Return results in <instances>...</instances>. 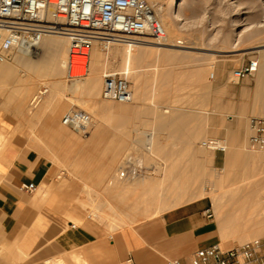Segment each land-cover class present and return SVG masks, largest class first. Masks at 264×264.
<instances>
[{
	"label": "rangeland",
	"instance_id": "obj_1",
	"mask_svg": "<svg viewBox=\"0 0 264 264\" xmlns=\"http://www.w3.org/2000/svg\"><path fill=\"white\" fill-rule=\"evenodd\" d=\"M150 1L163 6L169 2ZM177 9L182 20L166 29L167 42L181 41L182 47L192 49L168 53L135 46L129 69L127 43H115L107 50L95 44L82 77L70 78L65 70L43 77L32 90H25L23 78L33 74L36 62L19 59L16 51L6 64L11 73L0 74V126L10 138L8 144L35 150L51 163L52 181L60 184L62 197L78 214L70 217L75 225L112 233L177 205L207 198L221 217L240 229L264 226V153L249 149L246 137L239 153L220 165L214 160L216 151L202 146V141L216 137L200 134L215 117L211 103L221 79L224 96L228 87L245 92L241 99L251 107L246 121L264 116V83L257 81L258 73L264 71V0H181ZM0 32L1 42L5 32ZM46 37L65 41L59 48L69 61L68 38L63 34ZM136 39L157 45L147 37ZM42 55L43 59L48 56ZM250 60L258 61L259 70L234 82L233 70ZM94 70L99 74V90L67 89L72 81L84 83ZM107 74L130 82L131 102L102 98ZM43 85L48 93L31 106ZM158 103L163 108L155 109ZM73 109L90 113L93 125L86 134L62 124L63 116ZM227 114L232 113L224 110L222 117ZM62 127L64 135L58 137ZM128 157L140 172L135 178L119 179L117 173ZM261 237L224 238L220 244L231 247Z\"/></svg>",
	"mask_w": 264,
	"mask_h": 264
},
{
	"label": "crops",
	"instance_id": "obj_2",
	"mask_svg": "<svg viewBox=\"0 0 264 264\" xmlns=\"http://www.w3.org/2000/svg\"><path fill=\"white\" fill-rule=\"evenodd\" d=\"M216 84L211 103L215 117L200 134L224 142L226 149L214 153L215 162L224 165L249 138L253 116L246 121L251 107L241 99L245 92L228 87L224 96V80ZM155 107L163 108L159 103ZM224 110L232 113L225 119ZM8 143L0 152V264H45L48 260H52L49 264H124L129 257L136 264H166L168 259L188 262L197 249L224 238L264 237V226L240 229L221 217L210 198L195 199L112 233L91 225L73 227L68 218L78 214L62 197L60 184L52 181L51 163L35 150ZM31 183L35 191L20 189ZM209 208L212 216H208Z\"/></svg>",
	"mask_w": 264,
	"mask_h": 264
},
{
	"label": "built area",
	"instance_id": "obj_3",
	"mask_svg": "<svg viewBox=\"0 0 264 264\" xmlns=\"http://www.w3.org/2000/svg\"><path fill=\"white\" fill-rule=\"evenodd\" d=\"M0 29L5 31L0 42V62L9 61L20 48L37 45L47 34L67 36L70 41V78L83 76L88 66L89 52L95 44L107 50L115 43L131 44L138 40L136 38L145 37L159 45L167 43L165 27L155 14L150 0H0ZM176 45L182 46V42L178 41ZM257 70L258 61L250 60L233 70V80L238 82L253 76ZM214 77L212 73L211 78ZM47 93L48 87L43 85L30 105L35 107ZM101 96L118 103H129L133 99V90L126 78L107 74ZM62 123L83 134L93 125L90 113L82 109L67 112ZM249 129V149L264 153V117H251ZM217 141L208 139L203 145L214 147L215 151H224L223 147L217 146ZM139 172L140 168L134 166L132 158L128 157L117 178H135ZM20 189L31 193L36 186L32 183L22 184ZM207 212L208 216H212L210 208ZM72 226L75 227V224ZM124 264L136 262L129 257ZM166 264H264V237L231 247L216 243L197 249L188 262L168 259Z\"/></svg>",
	"mask_w": 264,
	"mask_h": 264
},
{
	"label": "bare ground",
	"instance_id": "obj_4",
	"mask_svg": "<svg viewBox=\"0 0 264 264\" xmlns=\"http://www.w3.org/2000/svg\"><path fill=\"white\" fill-rule=\"evenodd\" d=\"M168 1V0H167ZM181 0H169V2L167 3L166 6H163V5H160V4H154V1H150L151 3H153V8H154V11H155V14L157 15V17L162 21L164 27H165V30L166 29H169L173 23L175 21H180L182 20V14L180 13V11H178V5H179V2ZM163 4V3H162ZM173 10V11H172ZM173 27V26H172ZM1 31H4L2 29H0ZM5 32V31H4ZM167 32V30H166ZM1 33V32H0ZM50 34H47L45 36H48ZM45 36L43 37V39L35 46H31V47H24V48H20L17 50V55L19 57V59H25V58H32L35 60V70L33 72L32 75H28L26 79L23 78V80L25 81V90H32V88H34V85L36 84L37 81H40L43 77H48V76H57L58 74L60 73H63L65 70H68V67H69V61L66 60V54L62 53V51L60 50L59 46H60V43H64L65 41H62L58 38H55V37H46ZM53 36V35H52ZM168 32H167V38H168ZM67 37V36H66ZM68 38V37H67ZM2 39V38H1ZM68 46L70 45V41L68 39ZM68 46L65 48L66 49V52L65 50L63 52L67 53L68 52ZM127 49H126V66L127 68H129L130 66V62H131V55H132V50L134 49L133 47L136 46L137 47H148V48H156V49H162V50H166L168 51H185V50H188V49H192L193 47H189V46H179V45H176L175 44H172V43H169L167 42L166 44L164 45H152L150 44L149 42H145V41H140V40H137V41H133L131 44H127ZM64 49V47H63ZM41 50V52L39 51ZM137 49H134V52L136 51ZM38 52L40 53L38 55V58H34L33 57V54H38ZM42 52L44 53H47L48 56L46 59H43V55H42ZM69 53V52H68ZM136 53V52H135ZM142 53V52H141ZM134 54V53H133ZM172 54V53H171ZM169 54V55H171ZM168 55V54H167ZM173 55V54H172ZM169 58V57H168ZM18 61V60H17ZM8 61L6 62H0V74H7L10 72L8 66L9 65H6ZM11 68V67H10ZM13 68V67H12ZM130 69V68H129ZM128 69V70H129ZM258 70H259V65H258ZM11 73V72H10ZM74 73H76L74 71ZM126 73V71H125ZM8 75H11V74H8ZM7 75V76H8ZM11 77V76H10ZM65 77V76H64ZM22 80V79H21ZM22 80V81H23ZM76 81V80H75ZM75 81H72L71 83L68 84L67 86V89L68 90H84L85 92H88L89 90H99L100 88V81H99V74L96 70L92 71L90 77L82 84L78 85L76 84ZM257 81L258 83H264V71L262 70L261 72L258 73V77H257ZM79 82V81H77ZM57 85V84H56ZM61 87V86H59ZM56 88V87H55ZM57 89V88H56ZM60 89V88H59ZM66 89V90H67ZM87 90V91H86ZM96 94V93H94ZM90 95V94H89ZM88 95V96H89ZM105 108V107H103ZM261 114V113H260ZM63 124V123H62ZM64 125V124H63ZM65 126V125H64ZM67 128V127H66ZM51 129V128H50ZM53 129V128H52ZM4 128L2 126H0V152L2 151V149L5 147V145L10 141V138L7 137L4 133ZM61 130V131H60ZM60 130H57L58 132H56V134L58 135H61L65 129L64 127H62ZM68 131V130H67ZM62 132V133H61ZM54 133V132H53ZM8 134V133H7ZM44 134V133H43ZM64 134H62L63 136ZM151 138H148V134H147V143L150 144V141H151ZM55 139V138H54ZM71 139V138H70ZM210 140V139H209ZM205 141H202V146L203 143ZM217 146L218 147H223L224 149H226V146L223 144L222 141L218 140L217 141ZM207 148V147H206ZM208 149H211L213 151L214 150V147H211V148H208ZM253 151V150H252ZM258 157V156H257ZM257 160V159H256ZM186 182H188L187 180H185ZM185 183V182H184ZM142 185V184H141ZM148 185V184H147ZM186 186V185H184ZM137 188V187H135ZM185 188V187H184ZM139 189V188H138ZM149 189V187H148ZM154 191V190H153ZM153 191H150L153 193ZM187 191V190H186ZM156 193V192H155ZM158 193V192H157ZM161 193V192H160ZM172 193V192H171ZM177 193H180L177 191ZM156 195V194H155ZM183 195V194H182ZM176 196V195H175ZM180 196V195H179ZM185 197V196H184ZM153 198V196H152ZM140 199V198H139ZM152 200V199H151ZM149 199V201H151ZM155 200V199H154ZM153 200V201H154ZM158 200V199H156ZM181 200V199H180ZM142 201V200H141ZM140 201V202H141ZM180 203V202H179ZM143 204V203H141ZM178 206V205H177ZM180 206V205H179ZM70 217H75L73 216L72 214L70 215ZM76 218V217H75ZM74 218V219H75ZM70 221L72 219L68 218ZM74 221V220H73ZM72 223V222H71ZM73 224V223H72ZM71 255V254H70ZM69 255V256H70ZM76 255V254H75ZM78 257V255H76ZM54 259V258H53ZM74 259V258H73ZM80 259V258H79ZM49 261V260H48ZM47 261V262H48ZM52 261V260H51ZM50 261V262H51ZM55 261V260H54ZM70 261V259H69ZM46 262V263H47ZM49 262V263H50ZM57 262V261H56ZM73 262V261H72ZM45 263V264H46ZM47 263V264H49ZM54 263V262H53ZM52 263V264H53ZM68 263V262H67ZM58 264V263H56ZM60 264V263H59ZM63 264V263H61ZM74 264V263H73Z\"/></svg>",
	"mask_w": 264,
	"mask_h": 264
}]
</instances>
